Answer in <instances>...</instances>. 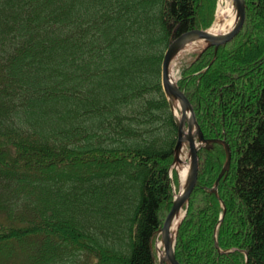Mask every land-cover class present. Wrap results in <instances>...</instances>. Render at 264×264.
<instances>
[{
	"label": "trees",
	"instance_id": "obj_1",
	"mask_svg": "<svg viewBox=\"0 0 264 264\" xmlns=\"http://www.w3.org/2000/svg\"><path fill=\"white\" fill-rule=\"evenodd\" d=\"M178 85L206 139L180 264H264V0ZM218 0H0V264H158L178 126L162 63ZM186 60V59H185Z\"/></svg>",
	"mask_w": 264,
	"mask_h": 264
},
{
	"label": "water",
	"instance_id": "obj_2",
	"mask_svg": "<svg viewBox=\"0 0 264 264\" xmlns=\"http://www.w3.org/2000/svg\"><path fill=\"white\" fill-rule=\"evenodd\" d=\"M233 7L237 13V23L233 29L227 33L215 35L211 33L210 29H194L188 31L178 38H176L168 47L163 63H162V85L165 94L170 101L172 111L178 126V143L175 149L174 163L171 167V177H173V170L176 165L182 163L180 154L184 146L188 144L191 157L190 172L185 178L184 184L181 185L180 191L176 192L172 207L168 212L163 227L159 231L161 236V247H159V263L160 264H180L176 257L177 234L181 222L185 218L191 196L196 189L200 175V160L199 152L203 148L208 149L214 142L222 143L226 150L227 160L226 164L220 173L212 192L218 194V187L221 179L230 170L232 162V152L230 145L226 141L206 139L202 129L198 123L194 107L187 97L185 91L178 85V80L174 78L173 64L179 55L186 50V47L191 43L205 41L206 45L201 49L202 51L208 47H215L218 49L231 42L243 29L246 21V1L233 0ZM179 101V111L181 117H178L175 102ZM178 111V113H179ZM177 223V228L174 232V224ZM163 249V250H162Z\"/></svg>",
	"mask_w": 264,
	"mask_h": 264
},
{
	"label": "bare ground",
	"instance_id": "obj_3",
	"mask_svg": "<svg viewBox=\"0 0 264 264\" xmlns=\"http://www.w3.org/2000/svg\"><path fill=\"white\" fill-rule=\"evenodd\" d=\"M237 20H238L237 13L233 7L232 2L230 0H219V5L217 9V19L213 27L210 29V31L215 35L227 33L233 29V27L237 23ZM205 45H206L205 41L191 43L186 47V50L193 49L194 47H204ZM179 106H180L179 101H176L175 102L176 111L178 110ZM177 114L179 115L178 111ZM176 169L180 175L182 184H184L185 178L190 172V166L188 164L182 163L178 165ZM176 228H177V223L174 224V232Z\"/></svg>",
	"mask_w": 264,
	"mask_h": 264
},
{
	"label": "rangeland",
	"instance_id": "obj_4",
	"mask_svg": "<svg viewBox=\"0 0 264 264\" xmlns=\"http://www.w3.org/2000/svg\"><path fill=\"white\" fill-rule=\"evenodd\" d=\"M230 1L233 4V0H230ZM218 5H219V0L217 2L215 20H214V22H213V24H212L211 27H213V25L215 24L216 19H217V9H218ZM202 48L203 47H194L193 49H190V50L188 49V50L182 52L179 55V57L176 58V60L174 61V64H173V72H174V78L175 79L179 80V73H180V69L179 68L182 66V64H183L184 61H188V59L191 58V56H189V55L190 54H193V53L200 52ZM178 111H179V108H178ZM178 117L179 118L181 117L180 111H179ZM180 158H181L182 163H185V164H188L189 166H191V157H190V150H189L188 144H186L184 146V149H183L182 153L180 154ZM182 163H180V164H182ZM180 164H177L176 167L178 165H180ZM174 170H176L177 176H178V182L175 183V181H173V197L175 198L176 192H179L180 191L182 182H181L180 175H179L177 169H174ZM174 198H173V200H174ZM167 214H166V216H167ZM166 216H165V218H166ZM154 247H155V253H156V257H157L158 264H160L159 263V260H158L159 259V257H158L159 256V247L160 248H163V247H161V236L159 234L156 237V241L154 243Z\"/></svg>",
	"mask_w": 264,
	"mask_h": 264
}]
</instances>
